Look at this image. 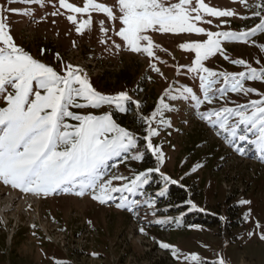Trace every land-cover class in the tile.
<instances>
[{"label": "rangeland", "instance_id": "obj_1", "mask_svg": "<svg viewBox=\"0 0 264 264\" xmlns=\"http://www.w3.org/2000/svg\"><path fill=\"white\" fill-rule=\"evenodd\" d=\"M67 2L82 7L85 0ZM95 2L112 8L114 16L120 15L118 0ZM204 3L236 13L232 17L205 15L196 24L206 31H247L259 22V17L252 15L257 9L245 7L239 0H204ZM255 3L258 0H247L249 5ZM69 14L76 16L77 23L67 19ZM89 16L91 25L78 33L79 21ZM0 18H6L14 43L34 59L60 74H64L67 65L71 64L87 74L96 91L105 95L124 91L131 97L125 112L109 105L69 109L81 115L111 112L120 127L133 130L142 160L114 158L109 164L115 167L106 169L108 176L105 179L111 175L132 177L159 166L162 173L177 181L174 186L188 191L189 201L196 205L192 208L188 201L186 207L174 209L165 199L172 183L165 185L160 173L156 172L149 175L144 196L134 197L154 200V206L149 209L142 205L136 212L118 209L115 206L117 200L100 204L92 199L90 192L76 195L78 188L44 196L24 193L0 182L2 207L10 196L17 197L4 215L0 214V264H216L219 259L227 264H264V240L260 238L264 234V160L244 142L240 146L246 153L238 154L236 146L227 142L226 134L201 120L189 101H172L170 95L166 97V89L185 86L192 87L198 96H202L197 74L188 72L195 53L181 49L179 45L202 42L207 39L205 33L149 30L147 35L159 47L154 49V57H148L145 53L132 52L115 34L122 27L118 18L109 19L106 13L95 11L71 13L60 7L59 0H43L42 4L0 0ZM101 21L107 31H101ZM115 44L120 48L117 49ZM221 48L223 54L217 52L203 61L205 67L217 73H239L246 71L247 66L258 70L264 68V32H258L247 41L222 40ZM239 59L244 60L245 65L232 63ZM153 64L159 72L152 69ZM222 84L221 77L215 87ZM244 86L255 91L247 94L229 91L223 98L217 94L212 104L205 102L199 111L207 112L221 106H247L250 101L264 99V78L251 81L245 78ZM164 97V102L173 104L174 110L164 113L170 126H161L155 121L152 124L157 135L151 137V142L164 155V162L158 165L156 157L146 147L147 124L141 117H150ZM132 101L140 102L139 109ZM126 113L135 116L139 122L124 126ZM66 122L70 125L78 123L71 118H66ZM146 156L148 161H144ZM121 183L113 181V185ZM161 188L163 195H159ZM193 192L198 193L199 198H193ZM32 195L36 201H31ZM231 205H236L237 214L229 221L238 217L241 220L236 225H228L226 231L214 225L191 224L185 218L211 214L222 219ZM169 217L172 219L168 220ZM141 227L144 233L140 232ZM161 242L171 247L163 249ZM193 253L199 261L186 259Z\"/></svg>", "mask_w": 264, "mask_h": 264}, {"label": "snow or ice", "instance_id": "obj_2", "mask_svg": "<svg viewBox=\"0 0 264 264\" xmlns=\"http://www.w3.org/2000/svg\"><path fill=\"white\" fill-rule=\"evenodd\" d=\"M23 2L42 4L43 0ZM239 2L245 7L257 9L252 15L259 17V22L247 31L212 32L197 26L196 22L202 21L205 15H236L231 10L210 7L204 0H178L176 3L171 0H118V17L114 16L112 8L96 3L95 0H85L82 7L68 3L67 0H59V5L71 13L85 14L95 11L106 13L109 19L118 18L122 27L115 34L126 42L132 52L145 53L148 57H154V49L159 47L147 35L149 30L163 33H205L207 39L202 42L193 41L179 45L181 49L195 53L188 72L197 74L202 96H198L192 87L185 86L174 90L166 89V97L170 95L172 101H189L201 120L218 127L226 134L227 142L236 146L238 154L246 153V149L240 146L244 142L251 145L264 160V99L250 101L247 106H221L207 112L199 111L205 102L212 104L217 94L223 98L229 91L245 94L254 92L255 89L244 86L245 78L250 81L264 78V68L258 70L247 66L246 71L239 73H217L203 64L204 60L215 53L223 54L222 40L247 41L258 32H264V0L253 5L247 4V0ZM5 19L0 18V101L4 104L0 107V182L24 193L44 196L78 188L76 195L83 196L90 192L92 199L100 204L117 200L115 206L118 209L136 212L142 205L151 209L154 200L134 198L144 196L143 189L149 182V175L152 172L160 173L165 185L175 184L177 181L162 173L159 166L138 172L132 177L111 175L105 179L108 176L106 169L115 167L109 164L114 158L142 160L135 135L120 127L113 120L111 112L81 115L69 110L70 107L99 108L109 105L125 112L126 103L131 101L128 93L121 91L114 95L102 94L93 88L82 69L69 64L64 74H60L53 67L34 59L14 43ZM67 19L77 23L74 15L69 14ZM91 22V16L81 19L76 31L82 32ZM100 24L101 31H107L102 21ZM115 47L118 49L120 45L115 44ZM225 59L228 57L225 56ZM232 63L245 65L246 62L239 59ZM152 69L159 72L155 64ZM221 77L223 84L217 88L215 85ZM166 97L160 99L150 117H141L147 124V134L144 136L146 147L152 151L158 165L164 162V155L151 142V137L157 135L152 124L155 121L161 126H170L164 113L174 110V105L165 103ZM81 100L85 103L78 102ZM132 103L139 109V101ZM234 117L235 121L230 123ZM66 118L78 123L70 125ZM114 180L122 183L113 185ZM163 194L164 189L161 188L159 195ZM189 203L192 208H196L194 203ZM175 219L179 221V217ZM140 232L144 233L143 227ZM260 238L264 240V234ZM160 247L169 249L171 246L161 242ZM172 252L176 255L174 248ZM186 259L199 261L194 253ZM216 264H225V261L219 259Z\"/></svg>", "mask_w": 264, "mask_h": 264}, {"label": "trees", "instance_id": "obj_3", "mask_svg": "<svg viewBox=\"0 0 264 264\" xmlns=\"http://www.w3.org/2000/svg\"><path fill=\"white\" fill-rule=\"evenodd\" d=\"M258 2H259V0H258ZM135 122H139L137 120V118L133 115L129 116L126 113V116L123 119L124 126L133 125V124H135ZM147 159H148V157L146 156L144 158V161H148ZM192 197L193 198H199V195H198V193L193 192ZM165 199H166L168 204L174 206L173 207L174 209H179L182 207H186L185 204L189 201L190 194L184 188L174 186L173 184H171L166 191ZM231 199L232 198H230L229 201ZM227 200H228V198H227ZM229 201H226V202H229ZM236 210H237L236 205L229 206L227 209L226 217L222 218V219H219L217 216H214L211 214H203V216L196 215L192 219H188L187 216H185V218L191 224L199 222V223H204V224H208V225L218 226L223 231H226V230H228V225H230V224L236 225L237 222H239L241 220L238 217L233 221H229V219H231V217L236 216V214H237ZM161 264H167V262H162Z\"/></svg>", "mask_w": 264, "mask_h": 264}, {"label": "bare ground", "instance_id": "obj_4", "mask_svg": "<svg viewBox=\"0 0 264 264\" xmlns=\"http://www.w3.org/2000/svg\"><path fill=\"white\" fill-rule=\"evenodd\" d=\"M15 198H17V197H15L14 195L10 196L7 199V201H6L7 204L4 207L1 206V202H0V214H3L7 210V208L11 205V203H13L15 201ZM0 199H2V198H0ZM36 200H37V198L35 197V195H32L31 201H36ZM20 204H23V202L20 201Z\"/></svg>", "mask_w": 264, "mask_h": 264}]
</instances>
